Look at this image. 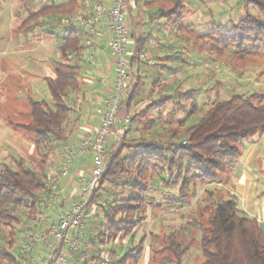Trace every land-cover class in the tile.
Here are the masks:
<instances>
[{"label":"trees","instance_id":"trees-1","mask_svg":"<svg viewBox=\"0 0 264 264\" xmlns=\"http://www.w3.org/2000/svg\"><path fill=\"white\" fill-rule=\"evenodd\" d=\"M186 1L162 0L158 13L182 23ZM22 2L26 4L29 0ZM76 2L45 5L30 13L23 26L31 21L38 24L40 17L70 14ZM239 6L244 13L237 21L211 20L204 34L210 48L218 52L231 50L239 58L264 55V0H240ZM80 40V31H70L61 39L60 61L55 64L54 77L44 79L49 101L28 97L30 121L16 125L31 136L35 167H24L22 159L13 160L14 168L6 164L0 167V227L9 229L10 239L7 246L0 244V264H18L10 252L15 243L14 226L21 222L17 210L24 208L27 219L33 222L40 213L39 202L47 195L45 169L49 155L58 143L66 141L65 124L73 111L68 104L69 94L80 89L79 66L69 60L70 52L78 53L82 49ZM144 44L145 39H140L134 51L141 52ZM140 86L138 78L122 98L121 104L127 110ZM193 92L187 90L176 97L156 98L129 119L121 142L108 152L104 172L86 205L98 209L100 219L94 232L84 231L80 239L84 259L80 261L74 253L75 264H99L103 258H107L106 264H140L146 246L143 238L134 243V231L144 220L145 205L163 206L159 196L158 202L149 195L151 186L163 188L167 193L176 190L174 195L164 197L165 203L184 207L192 185L213 182L221 173L231 170L239 157V145L253 134L264 132V93H252L232 94L226 100L213 101L194 123L186 125L195 111L191 102L176 130L166 129L164 135L160 133L161 137L131 136L134 122L151 128L154 119L149 117L150 112L160 110L174 97L180 99ZM208 206L205 225L192 221L202 231L200 264H264V230L259 223L241 213L233 198L213 200ZM166 240L170 256L157 264H181L184 248L173 232Z\"/></svg>","mask_w":264,"mask_h":264},{"label":"rangeland","instance_id":"rangeland-1","mask_svg":"<svg viewBox=\"0 0 264 264\" xmlns=\"http://www.w3.org/2000/svg\"><path fill=\"white\" fill-rule=\"evenodd\" d=\"M190 1L193 2V0ZM29 3L30 5H28ZM32 4L34 10H39L45 6L46 2L44 0H30L28 3L22 4V7H25L23 10L15 6L14 0H0V128L9 129L6 133L4 131L5 138L0 141V158L2 157L1 151H7L9 147H12L15 138L24 136L23 139L27 140L30 136L21 129H17L16 126L12 127V125L27 124L30 121L27 95L31 94L39 100L49 101L44 81L42 79L28 80L26 71L29 70L30 72L29 68L32 67L31 71L34 70V74L44 76L45 62L46 60L47 62L56 60L61 39L43 34V32L36 34V32L30 31L29 29L34 26V21L27 22L21 27V31L12 29V26L17 24V15L25 14V9L29 17L32 9L28 10L27 7ZM204 5L205 9L203 8ZM239 5L240 0H208L205 4H199L198 12L205 10L201 14L202 16L205 15L206 18L200 19L199 22L208 21L210 18L207 12L210 11L212 18L220 19L221 22L237 21L244 13ZM201 14H197L199 18H201ZM43 18L40 17L38 21L40 22ZM176 29H178L177 26ZM206 32L208 31L201 29H195V31L180 30V34L170 44L173 51L164 53L169 54V58L173 56L174 60L168 62V65L161 72L153 68L146 69L142 74L141 86L134 95L129 108L130 111H127L129 118L156 98L173 97L179 92L187 90H195V92L187 97H180V99H176L175 96L160 110L150 112L149 117L154 119V125L151 128L140 122H134L132 137H147L148 135L161 137L160 133L164 135L166 129L176 130L178 121L187 115L185 111L189 109L191 102L195 111L189 116L186 125L194 123L203 109L213 101L226 100L232 94L264 93V55L239 58L231 50L214 51L204 36ZM25 37L33 40L31 44L33 50L19 55L15 52L17 50L16 45L21 43L20 38ZM23 62L29 66L28 69L25 70L21 67L24 65ZM141 66L145 68V66ZM154 73H161V77H159L164 80L170 78L169 83L158 95L156 92L154 94L152 92L156 84L153 81L150 82L152 78L157 76ZM262 104H264V100H262ZM8 123L12 125L10 126ZM59 148V146H55L49 155V161L46 165V169L49 171L46 179L48 184L54 180L57 181L59 169L53 166V163ZM29 155L25 148L24 152L19 153V156L22 157ZM33 161L34 159H25L24 166L34 168ZM6 164L11 168L15 166L10 161H7ZM1 165L0 162V167ZM225 175L226 172L220 174L222 178ZM215 182L216 180L210 183L192 185L188 203L181 208L171 207L165 203L164 197L174 195L176 190L167 193L163 188L158 190L155 185L151 186V189L148 190L149 195L155 197L154 201L159 202L161 198L160 203L163 206L145 205L144 220L134 231V243L143 238V243L146 246L140 264H157L160 260L170 256L169 251L166 250L168 246L166 237L170 232H173L177 241L184 248L180 260L181 264H200L203 261L200 247L202 231L193 226L192 221L197 222L198 225H205L209 214V203L213 200L225 199L223 192L211 184ZM106 187L110 188V184H106ZM104 198L105 196L99 202L102 203ZM92 211L91 206L85 209L84 230L88 226L94 229L98 224V218L100 219L98 209ZM17 214L21 222L14 226L15 243L10 252L17 259V263L22 264L21 248L23 242L28 234L41 233L39 227L43 222H41L42 214H39L35 221H29L24 208H19ZM8 231V228L0 227L1 245L7 246V242L10 240ZM114 245L119 246L118 244Z\"/></svg>","mask_w":264,"mask_h":264},{"label":"crops","instance_id":"crops-1","mask_svg":"<svg viewBox=\"0 0 264 264\" xmlns=\"http://www.w3.org/2000/svg\"><path fill=\"white\" fill-rule=\"evenodd\" d=\"M44 1L46 2L45 5L51 3L60 5L73 2L74 0ZM126 1L127 12L125 15V26L128 31L127 59L132 86L137 82L138 78H140V81L142 80V74L146 69L154 68L161 72L163 68L168 65V62L174 60L173 56L171 59L169 58V54L164 53L173 51L171 50L170 44L173 43L174 38L180 34V30L195 31V29H201L203 31H208L210 28L209 23L211 20L215 19L214 17L212 18V13L210 11L207 12L209 13L208 17L210 19L208 21L204 20V22H199L200 19H206L204 17L205 15L202 16L201 14L202 12L204 13L205 10H202L200 13L198 12L200 9L199 4H205L208 0H193V2L187 0L182 23H177L174 21V18L164 17L160 12L158 13L162 6V0ZM23 3L22 0H14L15 6L24 10L25 7H22ZM96 3H100L108 9L113 5L114 0H77L72 13L67 14L61 12L59 14L48 15L41 19L38 24L34 25L32 29H29L30 31L36 32V34L37 32H43V34L52 37L56 36L57 39L65 38L70 31H80V43L82 46V49L78 53H69L70 62L79 66L77 80L80 89L77 92L69 94V101H74V108L73 111L69 113L65 124L66 141L64 143H58L60 148L55 154V161L53 163V166L60 169L67 161L69 173L67 177H56L57 202H52L48 208L42 210L43 208L40 206V202L42 200H48V193L47 195L45 194L39 202V214H42L41 222H43L39 227L41 233L45 232L47 227L56 221L58 214L69 212L72 204L84 200L86 185L84 183H79V180L90 179L92 174V154L91 152L79 153L77 147L82 138L88 134H93L99 126L102 120L101 113L106 109L105 101L111 95L113 89L115 59L109 48L111 34L108 30L107 14H102L96 25H93L91 29H86L78 25V20L88 15L92 6ZM193 6H195V8H193ZM203 8H206L205 5ZM30 9H32V12L37 11L33 9V4L28 7V10ZM27 13L25 9V14L17 15V24L13 25L12 29L22 30L21 27H23L24 21L28 18ZM197 14H201V18H199ZM176 26L178 29H176ZM174 31L179 32L175 33ZM140 39H145V44L142 51L136 53L134 50ZM19 40L21 41V45H16L17 50L15 52L17 54H25L33 50V46L31 45L33 40L31 41L26 37L20 38ZM139 54L145 55V58L143 60L138 59L137 56ZM57 55L56 60L49 62L46 60L47 63L45 62L46 68H44V76L34 74L35 71H31L33 68H29L28 65H25L26 62H23L24 65H21V67L25 70L28 68L30 69V72L29 70L26 71L28 80L42 79L44 81L47 77H54L55 64L60 61L59 51ZM140 65L145 66V68L142 66L140 67ZM154 74L157 76L152 78L150 82L153 81L156 84L152 92L153 94L156 92V95H158L160 91L164 90L166 84L169 83L170 78L164 80L160 78L161 73ZM28 97L39 100L36 96H32L31 94L27 95V98ZM127 111L130 110H127L125 104H121L120 102L116 116L117 120L114 125V130L120 133V142L121 134L127 129L130 119ZM126 116L128 120L124 122L123 119ZM8 124L10 126L12 125L11 123ZM13 126L15 127L16 125H12V127ZM123 127H125V129ZM17 129L21 128L17 127ZM7 130L9 131V129ZM7 130H5V128H0V141L5 138L4 131L6 133ZM23 137L24 136L17 137V139L15 138V143L12 147H9L7 151H1L2 157L0 160L2 161L0 162L2 164H6L7 161L13 163L14 159H22L23 161L25 159H36V154L32 142L30 141L31 136H28V141L23 139ZM119 143L115 141L113 136H109L107 140V151L110 152L114 150ZM65 146L70 148V153L61 159L59 158V154ZM24 148L30 154L29 156H19V153L21 154L22 151L24 152ZM48 174V169H45L46 179ZM217 179L215 183L211 184H214L215 187L223 192V197L225 199H228L227 196L233 198L238 210L245 216L255 219L264 230V132H257L249 137V139L243 141L239 145V157L234 167L227 171L223 178L220 176ZM92 210V212H94L96 208L94 207ZM95 229L96 227L93 229L88 226L84 231L89 234L90 231L94 232ZM30 254L35 262H38L39 259L45 256L46 249L43 245H37L36 248L32 249Z\"/></svg>","mask_w":264,"mask_h":264},{"label":"built area","instance_id":"built-area-1","mask_svg":"<svg viewBox=\"0 0 264 264\" xmlns=\"http://www.w3.org/2000/svg\"><path fill=\"white\" fill-rule=\"evenodd\" d=\"M127 12L126 0H114L113 5L106 9L104 5L96 3L91 11L85 17L78 20V25L86 29H91L96 25L102 14L108 16V30L111 34L109 42L110 51L115 59V78L111 95L107 98L106 109L102 111V120L93 134H88L82 138L77 149L79 153L91 152L92 154V174L90 179H80L79 183L86 185L84 190V200L72 204L69 212L58 214L54 223L50 224L44 233L27 235L21 248L23 256L22 264H75L76 256L79 260L84 259V254L80 250V239L84 234L85 207L92 194L93 188L98 184L101 178L107 160V140L113 136L116 142H120V133L114 130L117 120V113L122 98L130 91L132 87L129 74V64L127 59L128 31L125 26V15ZM138 59L143 60L145 56L139 54ZM69 106L74 108V101H69ZM126 116L123 121L126 122ZM125 129V127H123ZM70 153V148L65 146L59 154L63 159ZM68 162L58 170V176L67 177ZM48 200H42L40 206L48 208L52 202H57V186L54 180L47 185ZM70 233V236H69ZM43 245L46 254L43 258L35 262L30 252L34 246ZM107 258L100 260L99 264H106Z\"/></svg>","mask_w":264,"mask_h":264}]
</instances>
